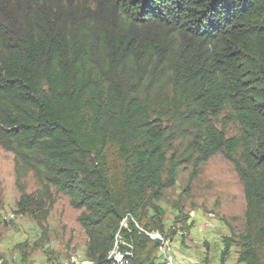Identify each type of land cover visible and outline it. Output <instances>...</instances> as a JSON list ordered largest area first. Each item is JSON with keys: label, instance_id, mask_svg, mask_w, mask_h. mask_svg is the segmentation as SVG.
<instances>
[{"label": "trees", "instance_id": "16d2710c", "mask_svg": "<svg viewBox=\"0 0 264 264\" xmlns=\"http://www.w3.org/2000/svg\"><path fill=\"white\" fill-rule=\"evenodd\" d=\"M0 148L14 214L41 226L67 196L88 264L119 228L117 264H163L157 202L221 154L245 201L236 263L264 264V0H0Z\"/></svg>", "mask_w": 264, "mask_h": 264}, {"label": "rangeland", "instance_id": "374dc122", "mask_svg": "<svg viewBox=\"0 0 264 264\" xmlns=\"http://www.w3.org/2000/svg\"><path fill=\"white\" fill-rule=\"evenodd\" d=\"M235 132L231 124L227 136ZM190 171L191 167L181 169L175 185L157 202L163 210L164 231L174 229L172 236L167 235L174 244V260L183 255L201 264H237L236 242L244 229L242 183L221 154L203 163L188 185ZM23 184L29 194L38 188L31 173ZM19 195L13 156L0 148V264H70L75 254H84L86 237L77 222L81 211L71 208L67 196H57L38 226L34 217L14 214ZM207 223L211 226L205 227ZM227 238L233 242L221 261Z\"/></svg>", "mask_w": 264, "mask_h": 264}, {"label": "bare ground", "instance_id": "6f19581e", "mask_svg": "<svg viewBox=\"0 0 264 264\" xmlns=\"http://www.w3.org/2000/svg\"><path fill=\"white\" fill-rule=\"evenodd\" d=\"M127 216L128 215L126 214L125 217H127ZM120 230H121V228H119V230L117 231V233L115 235L114 245H113L112 249L106 255L105 264H117V261L121 256L122 248H128V249L130 248L124 242L125 240L122 238V236L120 234ZM149 232H154V234L156 236L155 241L158 243L157 256H158V259L160 261L162 259V250L172 251L174 244L170 240V237L165 235V234L159 233L157 231H148V232L144 231L145 235L152 241H154V239H152L150 237ZM84 254L83 253L82 254L81 253L75 254L73 257L74 260L70 264H88V263H86V259H85ZM172 263H176V261L174 260V254H172Z\"/></svg>", "mask_w": 264, "mask_h": 264}, {"label": "built area", "instance_id": "2783aa9c", "mask_svg": "<svg viewBox=\"0 0 264 264\" xmlns=\"http://www.w3.org/2000/svg\"><path fill=\"white\" fill-rule=\"evenodd\" d=\"M205 227H210L211 224H204ZM150 233V237L152 239H154V241L156 240V236L154 234V232H149ZM172 254H174V246L172 251H164L162 250V259L160 260L161 263L163 264H177V263H172Z\"/></svg>", "mask_w": 264, "mask_h": 264}, {"label": "crops", "instance_id": "0c3cea01", "mask_svg": "<svg viewBox=\"0 0 264 264\" xmlns=\"http://www.w3.org/2000/svg\"><path fill=\"white\" fill-rule=\"evenodd\" d=\"M176 263L177 264H201L199 263L197 260L193 259V258H187L183 255H179L178 257H176Z\"/></svg>", "mask_w": 264, "mask_h": 264}]
</instances>
